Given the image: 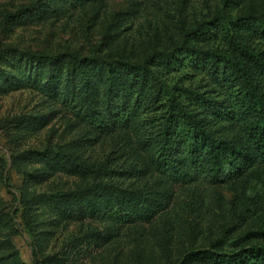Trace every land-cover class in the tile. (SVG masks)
<instances>
[{"label":"rangeland","instance_id":"374dc122","mask_svg":"<svg viewBox=\"0 0 264 264\" xmlns=\"http://www.w3.org/2000/svg\"><path fill=\"white\" fill-rule=\"evenodd\" d=\"M263 13L264 0H0V264H183L192 252L232 254L264 244L263 163L242 160L216 175L201 158L180 163L183 175L164 170L142 121L102 134L65 103L63 96L85 93L84 76H94L93 68L73 77L72 59L40 58L142 62L212 23L224 32L191 43L215 49L233 22L259 26ZM248 37L250 49L264 55L263 36ZM184 84L235 100L200 72ZM234 87L238 92L243 82ZM87 88L93 102L108 89ZM253 123L215 129L224 142L245 148Z\"/></svg>","mask_w":264,"mask_h":264},{"label":"trees","instance_id":"16d2710c","mask_svg":"<svg viewBox=\"0 0 264 264\" xmlns=\"http://www.w3.org/2000/svg\"><path fill=\"white\" fill-rule=\"evenodd\" d=\"M252 24L249 19L233 22L232 32L222 33L223 47L204 48L199 43L213 40L222 30L219 25L210 28L212 23L207 29L188 33L182 44L171 52H155L142 62L74 54H49L40 58L48 63L59 62L64 57L72 59L73 77H83L86 67L94 69V76H84L86 85L81 87H86L85 93L82 90L63 99L76 117L99 133L125 129L133 120L142 121L148 128L146 143L164 170L177 172L180 163L205 158L203 165L210 173L223 175L229 167L238 168L242 160L264 164V55H256L247 44L249 31H258L264 38V13L259 26ZM191 41L199 43L194 45ZM246 61L253 63L255 71L248 68ZM183 70L203 73L219 86L225 85L220 88L227 90L228 99L232 96L235 100L222 102L200 92L195 85H185L189 73L186 77L173 76ZM50 79V83H55L54 77ZM238 81L243 82L244 88L237 92L234 84ZM105 84L108 89L93 102L92 90L87 87L95 89ZM80 96L85 105L76 103ZM249 120L255 121L246 132L249 147L228 144L217 136L215 127L219 124ZM251 148L255 154L250 153ZM65 158L80 171L88 170L75 158L67 155ZM178 173L183 175L185 170ZM183 262L264 264V244H250L232 254L211 250L192 252Z\"/></svg>","mask_w":264,"mask_h":264}]
</instances>
